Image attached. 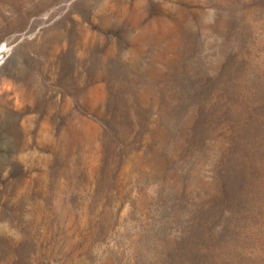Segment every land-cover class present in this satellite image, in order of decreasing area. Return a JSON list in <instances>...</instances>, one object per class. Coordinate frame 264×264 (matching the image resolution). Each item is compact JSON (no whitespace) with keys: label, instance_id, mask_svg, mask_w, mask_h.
Wrapping results in <instances>:
<instances>
[{"label":"rangeland","instance_id":"obj_1","mask_svg":"<svg viewBox=\"0 0 264 264\" xmlns=\"http://www.w3.org/2000/svg\"><path fill=\"white\" fill-rule=\"evenodd\" d=\"M0 264H264V0H0Z\"/></svg>","mask_w":264,"mask_h":264}]
</instances>
